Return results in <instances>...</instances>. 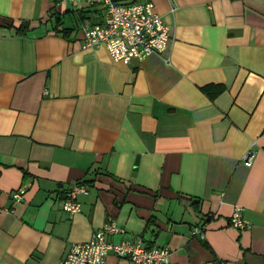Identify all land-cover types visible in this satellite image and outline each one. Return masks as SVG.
<instances>
[{"label": "crops", "instance_id": "1", "mask_svg": "<svg viewBox=\"0 0 264 264\" xmlns=\"http://www.w3.org/2000/svg\"><path fill=\"white\" fill-rule=\"evenodd\" d=\"M150 2L169 53L125 63L82 49L83 2L0 0L30 23L0 27V264H62L109 219L173 264H264V0Z\"/></svg>", "mask_w": 264, "mask_h": 264}, {"label": "built area", "instance_id": "2", "mask_svg": "<svg viewBox=\"0 0 264 264\" xmlns=\"http://www.w3.org/2000/svg\"><path fill=\"white\" fill-rule=\"evenodd\" d=\"M69 1L74 4L83 2L88 8L89 17L79 18L82 49L103 47L112 61L125 63L141 61L152 54L168 55L172 42L171 28L154 11L150 0ZM252 156L249 153L245 157V166L251 165ZM65 192L63 211L70 215L80 213L77 197L86 193L85 187L74 184ZM12 200L21 201L22 196L13 193ZM229 223L237 230L250 227L239 206L234 208ZM120 233L123 229L112 219L107 220L88 241L71 244L62 264H107L109 254L130 264H173L167 247L144 246L142 238L117 244L110 241L111 237ZM194 233L203 237L201 230Z\"/></svg>", "mask_w": 264, "mask_h": 264}, {"label": "trees", "instance_id": "3", "mask_svg": "<svg viewBox=\"0 0 264 264\" xmlns=\"http://www.w3.org/2000/svg\"><path fill=\"white\" fill-rule=\"evenodd\" d=\"M56 17L54 14H52V17ZM61 22L58 17H56L55 25L53 26V31L56 34H62L63 36H66L65 34L70 33L71 30L68 29H59L61 27ZM0 27H5L8 29H14L17 33H26L30 31V23L27 21H21L18 26L15 25L14 21L11 20H3V22H0ZM87 182L81 183V186L86 185ZM80 185V184H79Z\"/></svg>", "mask_w": 264, "mask_h": 264}, {"label": "rangeland", "instance_id": "4", "mask_svg": "<svg viewBox=\"0 0 264 264\" xmlns=\"http://www.w3.org/2000/svg\"><path fill=\"white\" fill-rule=\"evenodd\" d=\"M66 22H68V23H69V22H70V20L66 19Z\"/></svg>", "mask_w": 264, "mask_h": 264}]
</instances>
